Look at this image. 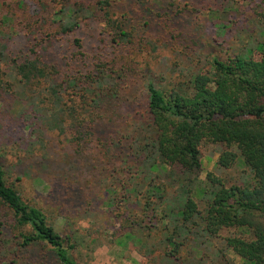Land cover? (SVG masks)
<instances>
[{"label": "trees", "instance_id": "obj_1", "mask_svg": "<svg viewBox=\"0 0 264 264\" xmlns=\"http://www.w3.org/2000/svg\"><path fill=\"white\" fill-rule=\"evenodd\" d=\"M119 1L51 0L47 18L38 15L40 22L24 24L25 33L13 32L19 54L0 43V88L20 91L32 131L38 120L49 131L73 128L83 136L104 117L125 112L103 143L110 174L99 200L118 225L117 243L131 242L146 264H264V40L255 45L257 57L252 51L213 56L203 68H196L197 59L186 73L176 63L181 78L164 87L145 78L143 102L123 95L126 66L99 61L60 77L57 65L38 55V43L82 25L106 33L117 46L134 45L135 29ZM252 2L264 16V0ZM46 20L55 34L43 30ZM211 21L225 33V23ZM37 33L40 39L32 42ZM72 44L80 48L81 39L73 37ZM206 143L220 149L214 170L201 178L200 146ZM234 166L241 168L236 179L222 175ZM14 169L0 159V264H20L34 246L52 264H78L72 234L59 233L22 196L9 179ZM81 197L92 201L90 194Z\"/></svg>", "mask_w": 264, "mask_h": 264}, {"label": "rangeland", "instance_id": "obj_2", "mask_svg": "<svg viewBox=\"0 0 264 264\" xmlns=\"http://www.w3.org/2000/svg\"><path fill=\"white\" fill-rule=\"evenodd\" d=\"M78 1L93 4L97 0ZM228 1L231 10L225 11ZM40 2L46 7H40ZM118 6L128 12L130 26L135 29L134 45L117 46L106 33L82 25L73 34H56L52 40L38 43L37 54L46 63L57 65L60 77L84 72L99 61H114L116 68L126 66L128 75L121 79L126 84L123 95L143 102L145 78L152 77L159 87H164L181 78L176 63L186 73L197 59L196 68H203L205 60L213 56L224 58L252 51L257 57L255 45L264 40V16L252 0H120ZM52 8L51 0H0V43L7 52L19 54L12 38L14 31L25 33L26 22H40L38 15L43 20ZM6 16L8 21L4 20ZM211 20L225 23V33H217ZM46 21L43 30L48 28L55 34L53 24ZM36 36L32 42L36 43L41 33ZM73 37L81 39L80 48L73 46ZM10 74L7 79H12ZM22 98L20 91L14 95L0 88V159L6 169L15 165L9 179L15 181L24 198L46 213L59 233L72 234L78 264H146L131 242L117 243L118 225L99 200L103 179L110 174L104 168L103 143L116 130L115 124L124 120L125 112L104 117L83 136L73 128L63 133L49 131L38 120L32 131L31 116ZM219 149L215 144L200 146L201 178L214 170ZM240 169L234 166L222 175L234 180ZM82 194H90V204ZM42 253L40 247L34 246L22 256L20 264H52L50 258L42 259Z\"/></svg>", "mask_w": 264, "mask_h": 264}]
</instances>
